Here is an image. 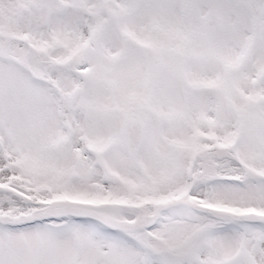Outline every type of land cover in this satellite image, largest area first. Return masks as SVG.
I'll list each match as a JSON object with an SVG mask.
<instances>
[{
  "label": "snow or ice",
  "instance_id": "snow-or-ice-1",
  "mask_svg": "<svg viewBox=\"0 0 264 264\" xmlns=\"http://www.w3.org/2000/svg\"><path fill=\"white\" fill-rule=\"evenodd\" d=\"M0 264H264V0H0Z\"/></svg>",
  "mask_w": 264,
  "mask_h": 264
}]
</instances>
